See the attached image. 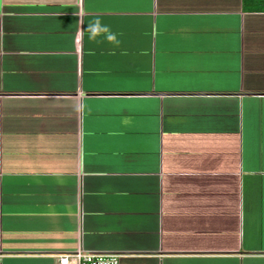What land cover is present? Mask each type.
<instances>
[{
  "label": "crops",
  "instance_id": "0c3cea01",
  "mask_svg": "<svg viewBox=\"0 0 264 264\" xmlns=\"http://www.w3.org/2000/svg\"><path fill=\"white\" fill-rule=\"evenodd\" d=\"M77 249L264 264V0H0V264Z\"/></svg>",
  "mask_w": 264,
  "mask_h": 264
},
{
  "label": "built area",
  "instance_id": "2783aa9c",
  "mask_svg": "<svg viewBox=\"0 0 264 264\" xmlns=\"http://www.w3.org/2000/svg\"><path fill=\"white\" fill-rule=\"evenodd\" d=\"M118 256L114 254L85 253L79 249L71 254L60 255V264H118Z\"/></svg>",
  "mask_w": 264,
  "mask_h": 264
},
{
  "label": "clouds",
  "instance_id": "9594fccd",
  "mask_svg": "<svg viewBox=\"0 0 264 264\" xmlns=\"http://www.w3.org/2000/svg\"><path fill=\"white\" fill-rule=\"evenodd\" d=\"M87 31L89 33L90 40H94L98 36L103 34L107 42L118 43L115 34L110 33L107 26L102 25L99 19H95L91 23H89Z\"/></svg>",
  "mask_w": 264,
  "mask_h": 264
},
{
  "label": "trees",
  "instance_id": "16d2710c",
  "mask_svg": "<svg viewBox=\"0 0 264 264\" xmlns=\"http://www.w3.org/2000/svg\"><path fill=\"white\" fill-rule=\"evenodd\" d=\"M260 4L262 5L263 3L261 2Z\"/></svg>",
  "mask_w": 264,
  "mask_h": 264
}]
</instances>
